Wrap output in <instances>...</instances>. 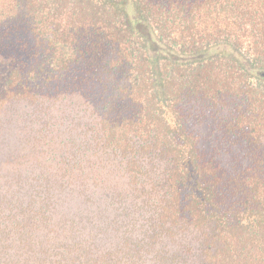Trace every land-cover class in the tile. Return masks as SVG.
<instances>
[{
  "label": "trees",
  "instance_id": "obj_1",
  "mask_svg": "<svg viewBox=\"0 0 264 264\" xmlns=\"http://www.w3.org/2000/svg\"><path fill=\"white\" fill-rule=\"evenodd\" d=\"M0 0V264H264V0Z\"/></svg>",
  "mask_w": 264,
  "mask_h": 264
},
{
  "label": "rangeland",
  "instance_id": "obj_2",
  "mask_svg": "<svg viewBox=\"0 0 264 264\" xmlns=\"http://www.w3.org/2000/svg\"><path fill=\"white\" fill-rule=\"evenodd\" d=\"M127 9H128V11H129V13L133 14L134 6H133V3H132L131 0H130L129 3H128Z\"/></svg>",
  "mask_w": 264,
  "mask_h": 264
}]
</instances>
